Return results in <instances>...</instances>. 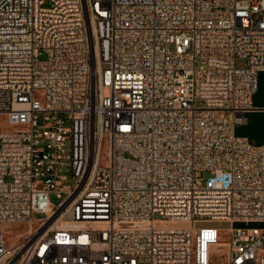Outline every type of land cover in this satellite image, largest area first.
<instances>
[{
	"label": "built area",
	"instance_id": "obj_1",
	"mask_svg": "<svg viewBox=\"0 0 264 264\" xmlns=\"http://www.w3.org/2000/svg\"><path fill=\"white\" fill-rule=\"evenodd\" d=\"M261 71L264 0H0V264H264Z\"/></svg>",
	"mask_w": 264,
	"mask_h": 264
},
{
	"label": "rangeland",
	"instance_id": "obj_2",
	"mask_svg": "<svg viewBox=\"0 0 264 264\" xmlns=\"http://www.w3.org/2000/svg\"><path fill=\"white\" fill-rule=\"evenodd\" d=\"M44 57H42L43 59ZM238 64H241L238 62ZM35 96L38 98H41L40 93H35ZM252 106L256 108H261L264 104V71L257 73V86L256 91L252 96L251 100ZM243 118L245 120L244 124L236 125L234 127V136L236 137H242L246 138L248 143L252 146H260L264 145V113L262 112H248L243 115ZM58 175L66 176L67 180L64 181V184H69L70 179V172L67 168H61L58 170ZM65 195H61V198H57L55 194H51L49 197V201L51 203V206H57L58 203L64 199ZM44 219L43 215H34L33 220H41ZM256 225L255 223H248L245 224L243 222H237V223H219V224H213V226H216L219 229L225 230L228 228H250ZM170 228H182L183 225H169ZM197 227H200L197 225ZM28 228V225H14L9 227L8 229L13 233V235L20 234L26 232ZM8 244L11 243L10 238L7 240Z\"/></svg>",
	"mask_w": 264,
	"mask_h": 264
},
{
	"label": "bare ground",
	"instance_id": "obj_3",
	"mask_svg": "<svg viewBox=\"0 0 264 264\" xmlns=\"http://www.w3.org/2000/svg\"><path fill=\"white\" fill-rule=\"evenodd\" d=\"M34 222H30V223H28V228H27V230H26V232H24V233H20L19 235H24V234H26V233H28L29 231H32V224H33ZM42 229V228H41ZM40 229V230H41ZM13 232V231H12ZM19 235L18 236H16L15 238H13L12 240H11V243H15L16 241H17V238L19 237Z\"/></svg>",
	"mask_w": 264,
	"mask_h": 264
},
{
	"label": "crops",
	"instance_id": "obj_4",
	"mask_svg": "<svg viewBox=\"0 0 264 264\" xmlns=\"http://www.w3.org/2000/svg\"><path fill=\"white\" fill-rule=\"evenodd\" d=\"M254 224V223H253ZM259 227H264V223H255Z\"/></svg>",
	"mask_w": 264,
	"mask_h": 264
}]
</instances>
